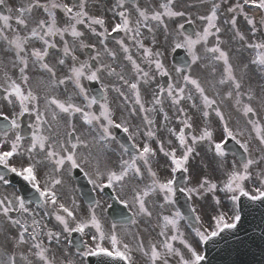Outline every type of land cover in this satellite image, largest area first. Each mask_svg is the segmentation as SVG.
<instances>
[{"label": "snow or ice", "instance_id": "obj_1", "mask_svg": "<svg viewBox=\"0 0 264 264\" xmlns=\"http://www.w3.org/2000/svg\"><path fill=\"white\" fill-rule=\"evenodd\" d=\"M205 5L207 12L193 16ZM0 6L8 13L0 15V264H87L100 256L122 264H205L200 245L237 229L241 198L264 203V84L257 89L251 76L254 70L264 80V0ZM198 22L199 30L185 31ZM177 49L190 60L170 70L167 55ZM196 69L208 76L202 81ZM88 82L100 86L96 94ZM232 113L243 126L240 119L233 124ZM25 118L30 134L22 130ZM229 140L243 150L231 161ZM208 153L215 166L204 174L191 161ZM75 170L98 195L111 189L127 215L109 223L95 198L82 207L69 187ZM216 172L223 178L213 182ZM9 173L35 196L9 191ZM178 192L194 204L211 194L216 207L207 226L197 207L187 216L175 207ZM218 193L233 202L231 213L216 211ZM185 221L194 236L186 235Z\"/></svg>", "mask_w": 264, "mask_h": 264}, {"label": "flooded vegetation", "instance_id": "obj_2", "mask_svg": "<svg viewBox=\"0 0 264 264\" xmlns=\"http://www.w3.org/2000/svg\"><path fill=\"white\" fill-rule=\"evenodd\" d=\"M25 2H26V0H14V4H15L16 7H19L21 4H23V3H25ZM193 2H194V0H191V2H188V3H193ZM6 3H7V0H6ZM198 8H199V6H198L196 9H193V10H192V14H193V16H195L197 13H199V9H198ZM5 14H8V13H7V8L4 7V6H0V15H5ZM12 15H13V16L16 15L15 8L13 9V13H12ZM108 15L110 16L111 13H109ZM194 28H195V27H194ZM196 30H199V28H198V24H197V27L195 28V30L192 29V32H194V31H196ZM161 39H162V37H161ZM178 50L182 51L183 53H185V54L187 55V53H186L183 49H177V50H175L174 52L171 51V50H169V53H168V55H167V59H166V64H167V66L169 67L170 70H171L173 67H180V66L177 65V62L175 61V58H174V55H175L176 52H178ZM85 52L90 53V52H91V49H87V50H85ZM80 57H81L82 60L87 58V56H86L84 53H80ZM187 57H188V55H187ZM0 59H3V56H2V55H0ZM176 59H177V60H180L179 57H177ZM188 59L190 60V57H188ZM206 73H208L206 70H201V69H196V70L194 71V74L197 75V76H199V77L201 78L202 81H203V80L205 79V77L207 76ZM217 75H219V72L217 73ZM157 81H158L160 84H165V83L167 82V79H166V78H160V77H157ZM89 83H90V82L87 83V87H88ZM252 83H253V86L256 87L257 89H259V87L262 85V83H258L257 80H256V81H252ZM206 86H207V85H206ZM224 111H225L226 114H227V113L229 112V108H228V107H225V108H224ZM238 119H240V125L243 126V120H242V118H239V117H238V114H236V113H232V121H233V124H235L236 121H237ZM0 122H2V121H0ZM28 123H29L28 118H25L24 121H23V123H22V130H23L26 134H30V130H29L28 127H27ZM213 127L215 128L216 125H213ZM188 131H189V130H188ZM117 139H118V141H119V138H117ZM119 142H120V141H119ZM115 146H116L117 149L119 150V146H118V145H115ZM255 148H256V143L254 142V143H253V149H254V151H255ZM254 151H253V154H254ZM227 154H229V153H227ZM229 155H231V153H230ZM232 155H233V154H232ZM232 155H231V156H232ZM254 155H258V153L255 152ZM203 161H206L207 164H208V166H211V168L214 167L213 160H212V153H208V155H207L206 158H205V157H197L196 159H194V160L191 161V164H192V166H193L195 169H200V170H202L204 174H211V171H210V173H209V168H207V170H205V168L203 167V164H202ZM213 182H215V175H213ZM256 183H258V181H256L255 179L253 180V182H249V188H251V187H252L254 184H256ZM21 187H22L23 190H27V187H28V184H27L25 181H23L22 178H21ZM29 187H30V186H29ZM30 188H31V187H30ZM9 189H10L11 191H12V190H15L14 188H10V187H9ZM15 191H16V190H15ZM225 203H227V201H226ZM195 205H196L197 209H201V210H203L204 208H206V209H208V210H210V209L213 210L214 207H216V206L214 205V201L211 199V194H209V197H208L206 200H201V201H199L198 203H195ZM201 205H202L203 207H201ZM209 208H210V209H209ZM212 210H210L211 213H213ZM184 225H185L184 230H185L187 233H189V234H193V233H194L193 230H190V229H189V227L187 226V224H186L185 222H184ZM146 236H147V234H146ZM146 236H145V238H146ZM191 236H192V235H191ZM147 239H148V236H147ZM76 258L78 259V256H77ZM173 264H176V261H175V260L173 261Z\"/></svg>", "mask_w": 264, "mask_h": 264}, {"label": "rangeland", "instance_id": "obj_3", "mask_svg": "<svg viewBox=\"0 0 264 264\" xmlns=\"http://www.w3.org/2000/svg\"><path fill=\"white\" fill-rule=\"evenodd\" d=\"M187 2H191V0H187ZM198 9H199V14H204L205 12H207V10H208V6H207V5H205V6H199ZM252 12H255V10H253ZM240 23H241L242 25H243V23H244L242 17L240 18ZM242 55L245 57V59L248 57V53H247V52H243ZM233 63H236V60H235V59L233 60ZM258 75H259V74L256 73L254 70L251 72V76H252V77H254V76L256 77V76H258ZM232 159H233V158H232ZM232 159H230V161H231ZM202 164H203V167L205 168V170H207V168H209V173H210V171H211V166H208V164H207L206 161H203ZM213 164H214V166H215V162H214V161H213ZM214 175L216 176V182H217L219 179L223 178V177H222V173H220V172H216ZM193 183H195V181H193ZM217 195H218L219 198L222 197V198L227 199L228 201H230V204H226V203L221 204L218 208H216V211H218V212H219V211H223V212H229V213H231V210H232L233 207H234L233 202L231 201V199L228 198V197H226L224 193H220V194L218 193ZM194 205H195V204H194ZM195 207H196V206H195ZM209 209H210V208H209ZM197 210H198V213H199V214H200L201 212L205 213V218H206V219H207L208 217H210V216L213 214V213H211V211H210V210H212V209L208 210V209L204 208L203 210H201V209H197ZM212 212H213V210H212ZM0 227H2V223H0ZM189 238H191V236H190ZM3 243H4V233H3L2 230H0V244H3Z\"/></svg>", "mask_w": 264, "mask_h": 264}, {"label": "water", "instance_id": "obj_4", "mask_svg": "<svg viewBox=\"0 0 264 264\" xmlns=\"http://www.w3.org/2000/svg\"><path fill=\"white\" fill-rule=\"evenodd\" d=\"M222 259V264H232L230 263L228 260L230 259V256H228V254H226L224 257L221 258ZM260 264H262V262H260ZM264 264V263H263Z\"/></svg>", "mask_w": 264, "mask_h": 264}]
</instances>
